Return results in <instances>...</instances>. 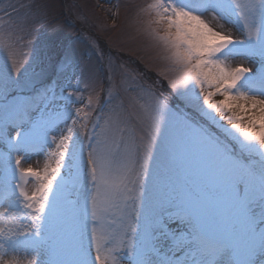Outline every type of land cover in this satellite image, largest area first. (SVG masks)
Masks as SVG:
<instances>
[{
    "label": "snow or ice",
    "instance_id": "6c2138e0",
    "mask_svg": "<svg viewBox=\"0 0 264 264\" xmlns=\"http://www.w3.org/2000/svg\"><path fill=\"white\" fill-rule=\"evenodd\" d=\"M14 14L0 8V264H264V0H149L162 80L129 84L128 105L110 83L92 120L76 105L94 75L67 82L68 53L50 75Z\"/></svg>",
    "mask_w": 264,
    "mask_h": 264
},
{
    "label": "rangeland",
    "instance_id": "374dc122",
    "mask_svg": "<svg viewBox=\"0 0 264 264\" xmlns=\"http://www.w3.org/2000/svg\"><path fill=\"white\" fill-rule=\"evenodd\" d=\"M149 0H0V8L15 9L13 21L24 23L30 32L20 33L25 41H31V48L24 52L43 60L49 74H54L57 59L70 54L75 64L67 68V82L77 86L78 68L86 67L95 77V91L85 87L82 80L81 103L84 112H91L89 120L95 118V110L88 108L96 93L101 101L107 94L110 83L117 85L118 101L128 105L135 93L126 92L129 85H153L161 81V50L145 31L144 21L149 19L138 14ZM155 26V25H153ZM39 50V53L38 51ZM7 63L6 54L0 51V73ZM11 70L10 63L8 64ZM62 83L65 81L62 80ZM166 88V82L163 83ZM167 91L165 95H167ZM83 115V113L81 114ZM36 156L32 157L35 166ZM29 189L31 185L28 186ZM173 224V228H182Z\"/></svg>",
    "mask_w": 264,
    "mask_h": 264
}]
</instances>
